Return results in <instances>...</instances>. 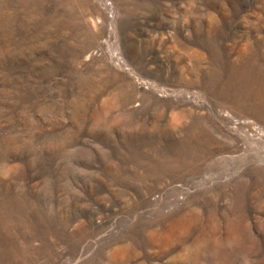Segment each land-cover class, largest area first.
<instances>
[{
  "label": "rangeland",
  "instance_id": "374dc122",
  "mask_svg": "<svg viewBox=\"0 0 264 264\" xmlns=\"http://www.w3.org/2000/svg\"><path fill=\"white\" fill-rule=\"evenodd\" d=\"M0 264H264V0H0Z\"/></svg>",
  "mask_w": 264,
  "mask_h": 264
}]
</instances>
